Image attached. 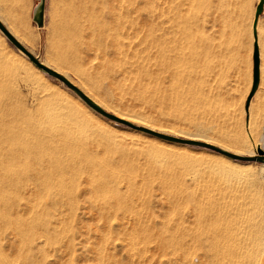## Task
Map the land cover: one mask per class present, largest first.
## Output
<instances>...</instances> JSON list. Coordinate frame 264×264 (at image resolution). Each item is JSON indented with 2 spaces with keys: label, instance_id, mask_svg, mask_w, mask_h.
<instances>
[{
  "label": "rangeland",
  "instance_id": "rangeland-1",
  "mask_svg": "<svg viewBox=\"0 0 264 264\" xmlns=\"http://www.w3.org/2000/svg\"><path fill=\"white\" fill-rule=\"evenodd\" d=\"M255 2L40 0L39 43L28 50L105 111L135 126L256 155L264 137V108L257 115L254 106L263 90L262 74L245 110L252 86ZM100 25L114 27L123 49L116 58L126 59L125 68L113 66V50L104 55L88 38ZM111 35H104L109 45ZM16 52L5 38L0 40V113L9 120L5 131L18 118L48 129L55 125L53 114L61 123L75 109L88 123L83 138L88 160L77 158L80 166L74 156L72 164V156L62 154L69 169L61 178L51 175L56 182L45 187L29 178L25 165L6 162L14 146L0 148L1 262L264 264L261 163L169 143L105 119ZM141 69L151 75L138 79ZM77 101L86 113L77 109ZM89 124L105 132H92ZM161 149L188 151L193 157L167 156Z\"/></svg>",
  "mask_w": 264,
  "mask_h": 264
},
{
  "label": "bare ground",
  "instance_id": "bare-ground-1",
  "mask_svg": "<svg viewBox=\"0 0 264 264\" xmlns=\"http://www.w3.org/2000/svg\"><path fill=\"white\" fill-rule=\"evenodd\" d=\"M43 9H44V4L41 3L39 5V8L36 10V13H35V20H36L38 26H41V23L43 25ZM85 10H87V9H85ZM122 10H124V9H122ZM76 16H78V15H76ZM90 20H92V19L90 18ZM86 25H87V23H86ZM97 26H99V25H97ZM103 27L106 29V31H105V29H103ZM106 27H107L106 25L105 26L104 25H100L99 30L97 32H95V33L89 34L88 38L91 39V43H93L96 47H98L101 50V52L104 53V55L108 54V52L110 50L111 51L113 50V55H114V59H113L114 65L113 66L116 65L118 68H125L127 66V64H128L126 59L124 58V61H121L119 58H116V54L123 55V49H122V46L120 44L119 36L116 35L117 33L115 32V29L113 30L114 27H112L111 29L106 28ZM69 30H71V29H69ZM79 30H80V28H79ZM66 31H68V29ZM76 31H78V30H76ZM72 32H73V30H72ZM109 32H112L111 44L110 45L107 44L108 42L107 43L104 42V40L107 38V37H104V35L108 34ZM73 34H75V32H73ZM79 34H81V33H79ZM1 36H0V40L2 41L4 37L2 38ZM81 37H82V35H81ZM67 40H68V38H67ZM91 43H89V45ZM7 50H8V47H7ZM17 53L19 55H21L24 59H26L20 52L17 51ZM65 59H66V57H65ZM167 61L171 62L169 60H167ZM68 62H70V61H68ZM168 62H164L163 65L173 66L172 63H168ZM177 68L178 67L176 66L175 67V72H177ZM35 70H36V68H35ZM53 70H55L56 72L60 73L57 69H53ZM260 70L262 71V73H260V74H262V76H263V80H262L263 82L261 83V87L263 88V90H262L261 93L258 94V96L256 95V101H255V105L254 106H255V110L257 111V115L259 114V111L264 108V62H263V65H260ZM189 72H187V73L189 74ZM60 74H62V72ZM62 75L65 76L68 80H70L66 75H64V74H62ZM136 75L138 76V79H141V78H144V77L149 76L151 74L147 75L145 70L141 69V70H139L136 73ZM188 78H189V76H188ZM147 79H148V77H147ZM149 79H150V77H149ZM175 82H177V80L173 81V84L171 85L172 88L176 86ZM73 84L75 85L76 83H73ZM78 88L85 95H87L91 100H93L95 103H97V101H95V99H93L92 97L89 96L90 94L88 95L83 89H81L80 87H78ZM190 89H191V87H190ZM85 90H86V88H85ZM75 105H76L78 110L86 113V111L84 110L82 104L79 101H77L75 103ZM75 111H77V110L73 109L71 111H68L67 114H66L65 122H61V123L57 122L58 121V120H56L57 116H56V114H53V116H55V118H56V119L53 118V121H54L55 125L53 127H51V128H48V129H43V128H41L40 125H37L35 123H27V121H26V123H27L26 124L25 122H20V120H18L19 119L18 118L17 120H14L12 122L13 126H11L12 129L9 132L5 131L7 126L4 125L5 123H7L6 121H9L7 119L8 114L7 113L3 114V112H1L0 113V135H2V138H0L1 152H2V148L4 149V148L9 147V146L10 147L14 146V148L16 149V150H14L13 153H11V152L9 153V156L6 157V162L8 164H10V165H12V164L25 165L27 167V169H25V170L30 174L29 178L31 180L35 181L34 183H36V182L37 183H43L44 185H46L45 187H48V186L52 185V182H56V181H52V182L50 181L51 180V175H55L56 178L57 177L61 178V176L64 173V171L69 169L68 168L69 166L66 163L62 162V159H63L62 158L63 156L61 157L62 154H64V153L65 154H70L72 156V158L74 156V158H75V160L77 162H78L77 158L80 159L81 161L85 160V159L88 160V157H87V155H88L87 151L88 150L85 149V145H84V142H83L84 134L86 133V131L89 134V129H87V124L88 123L85 125V122H83L79 117H77L78 113L75 112ZM119 118L128 121L125 118H122V117H119ZM22 121H24V120H22ZM89 127H90V130L92 132L93 131L94 132H101V133L105 132V129L103 127L99 126V125L98 126L95 125L93 127L92 125L90 126V124H89ZM92 132H90V133H92ZM8 133H11V134L9 135L8 139H5L4 138V134L7 135ZM190 140H194V139H190ZM60 142H62L63 144L62 145L59 144ZM58 144L60 146H58ZM154 147H156V144H153V148ZM162 152H164V154L167 155V156H179V157H182V158L193 157V154L188 152V151H176V150H171V149L170 150L169 149H163ZM246 152L249 153L248 154L249 156L255 155L253 153V151H246ZM71 156H69V157H71ZM72 158L70 160H71V162L73 164L74 158H73V161H72ZM81 161L78 162L79 165H80V163L82 165V162L84 163V161H82V162ZM74 165H75V163H74ZM76 165H77V163H76ZM72 167H73V165H72ZM228 169H229V171L233 170V169H231V167H228ZM237 171H239V170H235V172H237ZM257 171H258V173L261 176H264V164H262V166H260L257 169ZM1 205L2 204H1V201H0V206ZM0 264H4V263L0 261ZM24 264H29V263H24Z\"/></svg>",
  "mask_w": 264,
  "mask_h": 264
},
{
  "label": "water",
  "instance_id": "water-1",
  "mask_svg": "<svg viewBox=\"0 0 264 264\" xmlns=\"http://www.w3.org/2000/svg\"><path fill=\"white\" fill-rule=\"evenodd\" d=\"M261 0L259 1L258 5L256 6L255 11V18H258L262 11ZM0 33L2 36L7 40V42L18 52H20L37 70H39L44 75H47L48 77H51L53 79L58 80L61 82L65 87H67L69 90H71L90 110H92L94 113L100 115L101 117L108 119L112 122L122 124L124 126H127L131 129L143 132L145 134H149L151 136H154L155 138H158L162 141H166L169 143H176V144H183V145H190V146H196L205 148L211 151H214L218 154H221L222 156L233 160V161H241V162H257L264 164V137L262 140L261 145L257 149L256 155L253 156H243V155H237L234 153H230L226 150H223L219 147H216L214 145H211L209 143L200 142V141H193V140H186L177 138L174 136L166 135L159 132H154L142 127H138L130 123L129 121H126L124 119H121L107 111H105L102 107H100L97 103H95L93 100H91L87 95H85L77 86H75L70 80H68L65 76L62 74L56 72L55 70L49 68L48 66L44 65L42 62L37 59L27 48H25L17 39H15L0 23ZM252 61H253V70H252V86L251 90L247 96L246 103H245V110L248 111L249 103L257 89L258 83H259V54L256 44L253 45V55H252Z\"/></svg>",
  "mask_w": 264,
  "mask_h": 264
},
{
  "label": "crops",
  "instance_id": "crops-1",
  "mask_svg": "<svg viewBox=\"0 0 264 264\" xmlns=\"http://www.w3.org/2000/svg\"><path fill=\"white\" fill-rule=\"evenodd\" d=\"M259 1L260 0H256L254 5L253 24L251 31H252V40H253L252 45L256 44L259 54V81H260L261 49L259 45V41H260L259 29L260 28L264 29V5L262 6V11L258 16V18H255L256 6L258 5ZM35 5H36V0H0L1 25L27 49L28 47L35 48L39 43V39H37V35L35 34V30L38 27L37 22L35 20V13H36V11H34ZM1 37L3 38V36Z\"/></svg>",
  "mask_w": 264,
  "mask_h": 264
},
{
  "label": "snow or ice",
  "instance_id": "snow-or-ice-1",
  "mask_svg": "<svg viewBox=\"0 0 264 264\" xmlns=\"http://www.w3.org/2000/svg\"><path fill=\"white\" fill-rule=\"evenodd\" d=\"M40 0H36V5L34 6V11L39 8ZM261 5H264V0H261ZM42 26V23H41Z\"/></svg>",
  "mask_w": 264,
  "mask_h": 264
}]
</instances>
